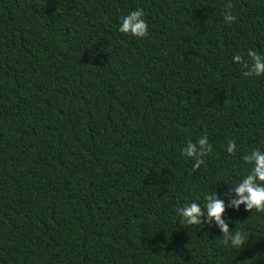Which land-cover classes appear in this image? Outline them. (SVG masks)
I'll return each instance as SVG.
<instances>
[{
	"label": "trees",
	"instance_id": "trees-1",
	"mask_svg": "<svg viewBox=\"0 0 264 264\" xmlns=\"http://www.w3.org/2000/svg\"><path fill=\"white\" fill-rule=\"evenodd\" d=\"M249 50L264 0H0V264H264V212L231 206L264 151ZM213 193L243 247L178 214Z\"/></svg>",
	"mask_w": 264,
	"mask_h": 264
},
{
	"label": "clouds",
	"instance_id": "clouds-1",
	"mask_svg": "<svg viewBox=\"0 0 264 264\" xmlns=\"http://www.w3.org/2000/svg\"><path fill=\"white\" fill-rule=\"evenodd\" d=\"M233 4L231 2L225 5L224 20L228 23H233L236 17L232 14ZM145 13L142 9H137L130 12L122 18L119 32L131 34L135 37L143 38L148 35V25L144 19ZM247 56L251 58V64L245 62L243 67L248 69L244 71L245 77L264 75V55H259L255 50H249ZM237 62L241 61L242 56L236 55L233 57ZM199 152L196 144L189 142L184 149V155L188 157L199 156L205 157L212 151V146L208 141V137L199 138ZM236 150V143L229 140L226 151L233 153ZM243 160L247 164L253 165L250 172L239 182V186L235 187V193L239 199L231 202V206L239 209L241 204L245 205V211L264 212V151L254 149L250 153L243 156ZM204 163L202 159H196L193 169H198ZM205 204L203 207L198 203H191L184 208L177 209L180 216L183 217V222L188 225H201V217L207 214V219L204 223L215 221L216 225L223 233V242L231 243L233 247H243L246 237L241 231H230L228 224L222 219L225 212V204L222 200L216 199L215 194H206L204 197Z\"/></svg>",
	"mask_w": 264,
	"mask_h": 264
}]
</instances>
